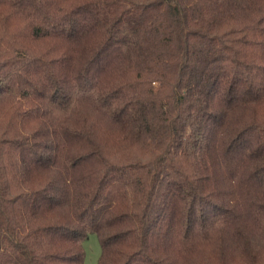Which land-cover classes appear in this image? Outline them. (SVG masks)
Here are the masks:
<instances>
[{"label": "trees", "instance_id": "obj_1", "mask_svg": "<svg viewBox=\"0 0 264 264\" xmlns=\"http://www.w3.org/2000/svg\"><path fill=\"white\" fill-rule=\"evenodd\" d=\"M264 264V0H0V264Z\"/></svg>", "mask_w": 264, "mask_h": 264}, {"label": "rangeland", "instance_id": "obj_2", "mask_svg": "<svg viewBox=\"0 0 264 264\" xmlns=\"http://www.w3.org/2000/svg\"><path fill=\"white\" fill-rule=\"evenodd\" d=\"M84 264H96L100 252V246L96 234L90 233L83 242Z\"/></svg>", "mask_w": 264, "mask_h": 264}]
</instances>
